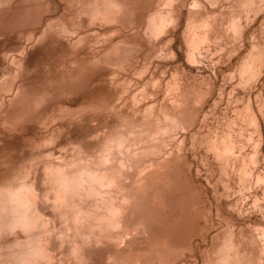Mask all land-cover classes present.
I'll use <instances>...</instances> for the list:
<instances>
[{
  "label": "rangeland",
  "instance_id": "obj_1",
  "mask_svg": "<svg viewBox=\"0 0 264 264\" xmlns=\"http://www.w3.org/2000/svg\"><path fill=\"white\" fill-rule=\"evenodd\" d=\"M0 264H264V0H0Z\"/></svg>",
  "mask_w": 264,
  "mask_h": 264
}]
</instances>
